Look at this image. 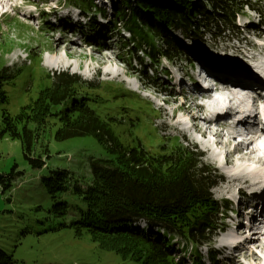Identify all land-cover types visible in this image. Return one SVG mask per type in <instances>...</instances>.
<instances>
[{
	"label": "rangeland",
	"instance_id": "374dc122",
	"mask_svg": "<svg viewBox=\"0 0 264 264\" xmlns=\"http://www.w3.org/2000/svg\"><path fill=\"white\" fill-rule=\"evenodd\" d=\"M9 2L16 5L17 9L12 11L9 4L3 2L7 14L0 16V63L11 70L19 71L13 83L5 87L7 101L0 105V179L4 178V182H0V249L12 256L14 264H139L123 261L113 252L99 249L90 240L85 229H80L78 234L77 226L73 223L77 221L80 212L85 210L82 200L69 190L51 198L41 185L42 177L56 169L66 170L74 177H83L89 182L90 159L108 157L102 145L92 137L56 141L54 139L56 128L51 126L55 118L51 117L50 124L40 134L37 144V151L45 166L33 169L23 156L20 142L1 133L3 111L13 116L20 107L30 103L28 102L30 98L36 97L39 90L37 73L41 72L44 75L61 72L76 75L88 85L92 83L96 90H89L88 94H97L95 98H100L99 100L103 98L104 102L120 101L112 98L116 91H120L118 97L123 94L148 102L155 110V116L150 117V122L144 126L143 131L136 133L147 151L154 150L159 146V142L170 144L175 139L184 146L194 145L202 153L201 162L218 172L219 177L210 194L221 207L222 205L225 207L222 218L221 214H218L220 221L225 227L232 226V221L228 219L229 213L226 211L233 206H226V203L227 201L231 203L229 199L233 198L236 190L225 192V171L228 166L224 163L218 168L214 159L216 152L223 151L224 148L216 145H211L209 150L202 148L205 139L192 128L190 115L174 111V108L184 101L183 95H179L177 81L185 73L189 75L188 60L198 55L214 59L231 58L239 62L240 58L253 59L248 61L250 63L247 68L252 70V73H257L254 66L261 61L264 62V26L258 24L261 19L264 21V7L261 5L254 7L260 10L262 16L243 7L242 11L234 16V27L229 30L221 26V35L216 38L210 33H203L196 35L198 39L190 41L175 32L171 38L175 49L169 46L165 49L162 43H156L157 49L164 52L168 50L170 57L157 59L153 64L155 69L152 67L156 70V76L146 80L140 74L139 70L142 68L134 65V56L131 52L134 47L132 42L127 43L128 34L123 30H119L120 33L116 31L113 33L110 30L111 23H107L108 20L118 21L113 20V11L116 9L115 3L119 9L124 8L120 0H85L84 5L92 3L97 9H104L107 20H100L99 16H94L88 9L82 12V16L79 10L84 5L72 0H9ZM203 7L207 11L210 10L205 3ZM1 12L0 9V14ZM88 18H91L90 21ZM65 19L79 22L74 34L65 24H60ZM91 20L92 24H89ZM119 26L116 24V30L120 28ZM121 35L125 37L126 43L121 39ZM97 36L102 38L96 43L94 37ZM77 39H81V46H77ZM105 39L109 40L100 43V40ZM145 41L151 45L150 38H146ZM68 42L70 50L65 52L63 47ZM149 45L142 43L146 52L152 50ZM237 47L239 50L235 51ZM140 50L143 51L139 48L135 56L141 58L144 51ZM106 56L114 60L102 65ZM56 57L68 62L69 66L66 67L65 63L53 64ZM36 58H39L37 65ZM143 61L149 65L147 58ZM108 69L118 72L119 76L114 79L106 76L104 72ZM163 71L169 75L167 81L163 77L166 72ZM163 100L169 103L166 104ZM173 101L175 102L171 103ZM121 102L125 105L126 101ZM113 107L114 111H119L115 105ZM128 110L130 111L129 106L124 112ZM180 120H183V123L178 125L177 121ZM152 137L155 140L150 143ZM239 161L232 159L230 169L235 168L236 171L238 167L247 169L249 165L247 160ZM259 177L264 180L263 173ZM248 199L250 200V197ZM139 225L141 226L140 223ZM170 240V249L177 258L183 257L179 253L182 248L187 247L190 250V242L185 241L180 235H173ZM214 243L215 239L212 236L210 244H204L199 248L203 261L207 256L205 246L208 250L214 251L216 249ZM189 254L184 257L188 264L195 260V257ZM250 259L241 256L232 258L220 250L219 254L215 255L214 263L253 264Z\"/></svg>",
	"mask_w": 264,
	"mask_h": 264
},
{
	"label": "trees",
	"instance_id": "16d2710c",
	"mask_svg": "<svg viewBox=\"0 0 264 264\" xmlns=\"http://www.w3.org/2000/svg\"><path fill=\"white\" fill-rule=\"evenodd\" d=\"M74 1L83 5L85 2ZM120 2L124 8L119 9L116 3L113 19L119 20L129 33L134 47L129 52L133 53L135 65L143 69L142 75H145L144 58L155 63L160 57H170L168 50H158L156 43L176 48L171 43L170 31L190 41L203 33L216 38L221 35V26L229 30L234 27V16L243 7L259 16H262L260 10L254 7H264V0ZM204 3L210 10L204 9ZM87 9L94 15H105L92 3L80 8L82 12ZM260 22L263 26L264 21ZM146 38L151 39V45ZM142 43L149 45L151 52H146ZM139 48L144 51L141 58L135 56ZM37 62L39 58H36V65ZM17 71L0 63V105L6 103L5 87L13 83ZM42 73H37L39 90L34 99H29L30 103L20 107L13 116L3 111L1 133L20 142L23 156L33 169L45 166L37 144L51 117L55 118L51 126L56 128V141L92 137L104 147L107 158L89 161V182L59 169L51 170L41 179V185L51 198L69 190L82 200L85 210L73 223L77 233L85 229L99 249L113 252L123 261L188 264L184 258L175 257L165 236L152 232L154 228L163 229L165 234L180 235L190 242L191 250L184 248V253L195 257L189 264H198V245L209 241L214 232L223 227L218 216L221 205L210 194L218 172L201 162L202 153L194 145H181L178 139L170 144L159 142L154 150L147 151L136 133L143 131L150 117L155 116L148 102L123 94L118 97L120 91L112 97L120 101L104 102L103 98H95L97 94H88L96 88L76 75ZM122 100L126 101L125 105ZM113 105L120 112L114 111ZM127 106L130 111L124 112ZM154 140L152 137L150 143ZM0 182H4V178ZM141 220L146 222L143 229L138 227ZM0 264H14L12 256L1 249Z\"/></svg>",
	"mask_w": 264,
	"mask_h": 264
},
{
	"label": "bare ground",
	"instance_id": "6f19581e",
	"mask_svg": "<svg viewBox=\"0 0 264 264\" xmlns=\"http://www.w3.org/2000/svg\"><path fill=\"white\" fill-rule=\"evenodd\" d=\"M7 0H3L5 3ZM9 1V0H8ZM2 2L0 1V5ZM5 4H8L5 3ZM32 16V15H30ZM32 18V17H30ZM64 51L67 52L70 50V42L67 43L66 46L63 47ZM239 48L235 49V51H238ZM198 55V60L203 63L204 66L209 67L210 63H217L221 64L219 66L220 72H226L225 74H231L234 76H247L252 74V70L248 69V62L249 60L253 59H241V62L237 61L236 59H227V58H207V57H202V55L199 57ZM211 59V61H210ZM111 60H114V58H111L110 56H106L104 58V62L102 65H107L110 63ZM213 61V62H212ZM215 61V62H214ZM64 64L66 67L69 66L68 62H65L61 60L60 57H56L55 61L53 64ZM200 63V64H201ZM246 64V65H245ZM255 70L259 75L264 76V62H259L257 65L254 66ZM209 72L212 70L208 69ZM105 75L108 77H111L112 79L117 78L119 76V73L108 69L105 72ZM167 103V102H166ZM207 121H210L211 124H209V127H214L215 128V121L211 117H204ZM191 121L196 122V118L194 115L190 116ZM183 123V120L177 121V124L180 125ZM193 129H197L196 123L192 125ZM183 130V129H182ZM201 137L205 139V141L202 143V148L209 150L211 145H216L221 146L224 148V150L216 152L215 154V161L217 164V167L220 168L222 164L228 162V159H230L232 156H234L235 152H238L242 147L243 144H238L235 146H229L228 142H223L220 139L219 134H217L216 131H213L210 133L208 129L203 130L200 132ZM208 136V137H207ZM253 150L248 151L247 156H244L247 161L251 162L249 165H247V169L238 167L237 171L231 170L230 168L225 171V177H226V186H225V192L231 191V190H236L238 193H245V190L250 191L249 196L254 199L257 198V195H262L264 193V180H262L261 177H259L260 174H264V137L263 136H257L253 138ZM252 157V158H251ZM245 158L239 157L237 160H246ZM239 161V162H240ZM237 163V162H236ZM237 166V165H236ZM259 166V167H258ZM263 184L261 185V183ZM222 193V192H221ZM264 199V198H261ZM233 221V220H232ZM251 225V224H250ZM229 228V227H227ZM248 230L246 231L247 234L243 237H240L239 235L236 234V232H228V235L226 236V240L224 239L223 241L220 242L219 247L220 249H224V247H231V250L233 252H236L233 255H236L235 257L238 258V256L241 257H248L251 258L254 262H257L258 264H264V257L259 258L258 255H256V251L260 253H264V233L260 234L258 238L253 239L251 234V230L249 228V225L247 226ZM245 249V250H244ZM232 255V257H234ZM255 264V263H254Z\"/></svg>",
	"mask_w": 264,
	"mask_h": 264
}]
</instances>
